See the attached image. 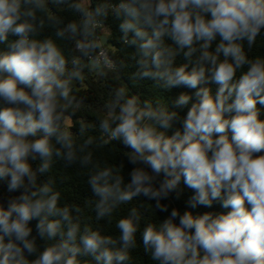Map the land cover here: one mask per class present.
Masks as SVG:
<instances>
[{
    "label": "clouds",
    "instance_id": "clouds-1",
    "mask_svg": "<svg viewBox=\"0 0 264 264\" xmlns=\"http://www.w3.org/2000/svg\"><path fill=\"white\" fill-rule=\"evenodd\" d=\"M262 114L264 0H0V264H264Z\"/></svg>",
    "mask_w": 264,
    "mask_h": 264
},
{
    "label": "trees",
    "instance_id": "trees-1",
    "mask_svg": "<svg viewBox=\"0 0 264 264\" xmlns=\"http://www.w3.org/2000/svg\"><path fill=\"white\" fill-rule=\"evenodd\" d=\"M112 30L115 36H118L119 33L116 30V25L113 23L112 24ZM112 43L119 49L122 48L123 46L119 43L118 40L113 39ZM133 49L130 48H125L123 49L122 55L130 53ZM178 62H183V61H178ZM128 71H131V69H129ZM122 79L124 80L125 83L129 84V87L132 88L133 92H139L142 94V98H146L150 95H152V89L150 87L151 82H144L142 85L138 86V87H132L131 82L128 79V73L127 71L125 73L122 74ZM213 92H215V86L213 85ZM106 89L103 88V86L100 85H95L91 82H89L88 85H86L85 87V92L87 93V101L89 104L95 106L97 104L100 103V98L101 96L106 94ZM188 92V89H183V88H177V89H173L169 92H165L163 93L166 102L168 103L169 107H172V101L175 99V97L180 93V92ZM191 103V102H190ZM190 106V104H189ZM180 111L181 116H183L186 111L187 108L184 109H180L178 110ZM88 119H94V117L91 116H95L97 115V113L94 110H90L88 113ZM262 119H264V114H262L261 116ZM94 134L98 135V132H94ZM107 158L110 161L115 160V156L114 155H108ZM120 157H117V162H119ZM126 167H125V176L126 179L127 177V173L128 171H130L131 169V165H128L127 162L125 161ZM58 170H60L61 175H57V185L59 187H64V192H65V196L64 199L67 202H76V203H82L83 202V197L88 195V191L85 187V177L80 174L78 172V170L73 169V168H68V169H64L62 164L58 163L55 166ZM62 175H68L69 179L67 181H63L62 180ZM183 188V185L181 186ZM4 190L2 188H0V192H3ZM191 190L184 188L183 189V195L180 201H174L173 202V206L179 207L181 212H183L184 210H191L193 212L194 215H198V214H202L205 211H212L215 213H220V212H226V209H222L219 204H214L212 208H204V207H198L196 209H190L189 206L187 205V200L189 198V196L191 195ZM167 202V201H165ZM86 215H92L91 213H86ZM166 213H158V219L162 220L166 217ZM118 218V217H117ZM101 224H104V222L102 221ZM108 231H110L112 234H115L116 229L114 227V225L111 227V229H106ZM134 256H136L139 260H140V264H152V262L147 258V256L143 253L142 250H136L133 253Z\"/></svg>",
    "mask_w": 264,
    "mask_h": 264
}]
</instances>
